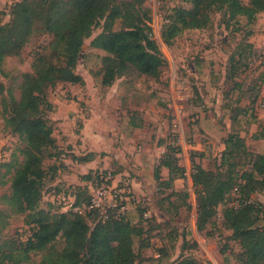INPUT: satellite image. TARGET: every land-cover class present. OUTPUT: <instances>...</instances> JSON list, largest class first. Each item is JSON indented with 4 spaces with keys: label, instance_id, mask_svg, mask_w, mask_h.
I'll list each match as a JSON object with an SVG mask.
<instances>
[{
    "label": "rangeland",
    "instance_id": "374dc122",
    "mask_svg": "<svg viewBox=\"0 0 264 264\" xmlns=\"http://www.w3.org/2000/svg\"><path fill=\"white\" fill-rule=\"evenodd\" d=\"M156 1L144 0L143 4L150 10L153 37L164 58L159 76L152 78L131 71L110 86L101 85L99 73L105 52L89 45L100 31L97 28L84 40L76 66L84 83L59 82L47 88V96L55 106L48 113L54 126L51 151L63 152V159H44L47 173L40 205L54 210L63 205L57 198L65 195L66 186L90 183L94 172L120 169L112 185L122 184L123 191L129 193L125 204L128 218L147 229L134 237L138 262L157 255V248L162 247L159 259L167 264H177L180 253L196 257L203 264H240L236 259L240 246L222 222V205L217 204L216 216L197 230L190 173L194 164L216 170L224 141L231 133L244 138L247 150L264 151V12L250 25L240 18L238 33L224 25L222 12H215L207 27L185 29L167 45L160 36L162 16L174 6L189 4L184 0H159V4ZM8 2L0 0V10ZM118 27L116 23L115 28ZM50 39L47 33H33L19 54L6 56L1 64L0 156L6 161H22L19 149L23 143L4 127L1 101L8 98L9 92L18 98L22 75L32 71L35 53ZM243 40L252 44V51L248 47L242 49ZM168 146L173 148V156L185 168L186 176L175 179L171 188H157L154 168ZM88 152L95 154L90 162L72 158L73 154ZM235 155L236 168L247 164L243 156ZM4 172L5 167L1 166L0 239L12 236L25 240L31 228L24 224L22 214L10 211L2 200L3 194L10 191L9 182L4 183L9 175ZM160 173L161 180L166 179L167 170L160 168ZM254 199L264 206L262 192H256ZM136 202L149 206L155 220H141ZM261 223L264 224V213ZM173 228L177 229V236L171 240ZM181 234L186 237L183 245ZM39 259L36 254L26 264H36Z\"/></svg>",
    "mask_w": 264,
    "mask_h": 264
},
{
    "label": "trees",
    "instance_id": "16d2710c",
    "mask_svg": "<svg viewBox=\"0 0 264 264\" xmlns=\"http://www.w3.org/2000/svg\"><path fill=\"white\" fill-rule=\"evenodd\" d=\"M184 1L189 7L174 6L162 16L160 36L167 45L185 29L207 27L215 12H222L224 25L234 33L241 31L240 18L250 25L264 12V0ZM143 2L12 0L11 5L0 10V67L6 56L19 54L33 33H47L51 37L47 45L35 53L32 71L22 75L18 98L9 92L8 98L1 101L4 127L23 143L19 149L21 162L17 159L0 162V167H5L4 175H9L4 183L9 182L10 189L2 200L10 211L23 215V222L31 231L25 240L12 236L0 239V264H26L36 254L40 255L36 264H167L159 259L162 247L157 248V255L150 260L137 261L139 254L133 248L134 237L141 236L147 229L132 223L125 210L119 211V206L104 211L90 208L80 213L62 211L60 205L54 210L40 205L47 173L43 161L47 157L63 159V152L51 151L54 126L48 113L53 112L55 106L47 96V88L59 82L84 83L82 75L76 71L84 40L100 28L89 45L105 52L99 73L103 86L112 85L115 79L131 71L152 78L159 76L164 58L153 37L150 10ZM116 23H119L118 28H115ZM250 33L248 30L246 34ZM240 44L242 49L253 50L250 42L243 40ZM232 59L230 56L229 62ZM224 143L221 163L216 170L194 164L190 173L195 192L196 228L202 230L216 216L217 204L222 205V222L240 246L236 259L240 264H264V224L261 223L264 206L254 199L256 192L264 195V151L247 150L244 138L234 133L229 134ZM173 154V148L168 146L154 168L157 188L158 185L171 188L175 179L186 176L185 168ZM235 154L247 160L242 168H236ZM94 155L93 152L73 154L72 158L87 163ZM160 168L167 170L166 179L161 180ZM52 169L57 171V168ZM108 172L114 176L120 169L94 172L91 182ZM82 179L89 180L88 176ZM58 188L56 184V192ZM64 193L73 195L77 205H88L91 199L87 183L70 184L64 188ZM135 208L141 220H155L145 203L136 202ZM176 231L175 228L171 231V240L176 238ZM181 235L183 245L186 237ZM176 261L177 264H203L198 258L183 253Z\"/></svg>",
    "mask_w": 264,
    "mask_h": 264
},
{
    "label": "built area",
    "instance_id": "2783aa9c",
    "mask_svg": "<svg viewBox=\"0 0 264 264\" xmlns=\"http://www.w3.org/2000/svg\"><path fill=\"white\" fill-rule=\"evenodd\" d=\"M8 6L12 4V0H8ZM159 0L156 1V4H159ZM7 6V7H8ZM6 19L8 18V14H6ZM5 161V158H1L0 162ZM101 173V172H100ZM114 176L110 175V173L101 174L99 179L95 182L87 183L89 193L91 195V199L88 205L74 204V196L70 194H65L61 196L62 198H57L58 202L62 200V211H72V212H84L90 208H100L103 211L106 208H113L119 206V211L125 210L126 204V196L129 193H125L123 191L122 184L120 186L112 185V180Z\"/></svg>",
    "mask_w": 264,
    "mask_h": 264
}]
</instances>
